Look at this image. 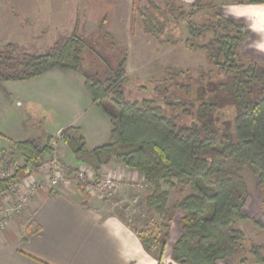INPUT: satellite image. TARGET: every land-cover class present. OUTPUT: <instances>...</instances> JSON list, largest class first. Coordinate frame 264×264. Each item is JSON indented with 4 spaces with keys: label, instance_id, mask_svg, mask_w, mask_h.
<instances>
[{
    "label": "trees",
    "instance_id": "obj_1",
    "mask_svg": "<svg viewBox=\"0 0 264 264\" xmlns=\"http://www.w3.org/2000/svg\"><path fill=\"white\" fill-rule=\"evenodd\" d=\"M223 4L217 8L212 3L207 5L212 11L209 23L187 24L190 35L185 44L204 52L223 80L229 78L231 83L201 82L195 102L174 98L170 86L191 96V85H167L182 74L169 69V80L154 88L159 102L148 97L126 100L127 57L120 61L115 74L105 79L83 73L86 90L110 120V142L89 151L80 128L69 127L57 138H49L44 147L34 141L14 143L10 150L1 151L2 159L10 151L9 156L22 159L23 165L17 166L14 177L0 182V189L21 170L30 172L44 155L53 152L54 141L60 139L80 168L94 169L97 180L103 168L111 164L123 165L144 177V215L132 221L119 216L135 229L149 252L160 251L159 264L177 211L184 216L179 220L183 235L171 254L175 264H249L250 258L255 264H264V245L247 248L246 234L237 226L240 221H252L264 231V223L246 211L250 193L242 176L249 170L264 191V66L255 59L244 60L242 47L251 33L245 23L222 15ZM233 4L264 5V0H235ZM199 39L207 41L198 43ZM86 49L85 39L76 33L45 54H16L14 46L7 44L0 48V82L29 81L55 69L80 73ZM217 92L233 99V127L219 121ZM106 101L113 103V110L104 105ZM183 107L190 122L181 124V117L171 116L167 110ZM3 137L0 134V139ZM7 164L13 166L14 162ZM78 189L85 194L82 185ZM170 191L189 194L170 208Z\"/></svg>",
    "mask_w": 264,
    "mask_h": 264
},
{
    "label": "rangeland",
    "instance_id": "obj_2",
    "mask_svg": "<svg viewBox=\"0 0 264 264\" xmlns=\"http://www.w3.org/2000/svg\"><path fill=\"white\" fill-rule=\"evenodd\" d=\"M223 2L233 4L235 0H198L196 8H192V3L187 0H0V48L12 44L16 54H45L63 44L73 33L87 43L80 74L55 69L29 81L0 82V134L4 136L1 138L2 142L12 146L18 142L34 141L44 147L48 145L49 138H57L71 125L88 130L89 123L93 120L104 121L101 130H106L107 136L105 141L86 144V149L90 151L93 145L110 142V120L102 106L96 103L92 105L83 73L105 79L115 74L120 61L125 57L128 59L125 68L129 76L123 85L126 100L148 97L158 101L159 98L154 93L155 85L160 86L164 79L169 80V69L179 70L182 74L176 80L168 81L167 85H175L177 82L191 85V96H187L186 90L170 86L174 98L195 102L201 82L203 85H207V80L231 83L229 78L227 81L223 80V75L209 63L204 52L185 44L190 35L187 24L209 23L212 11L207 5L212 3L217 8ZM102 19L104 23L101 24ZM210 37L209 34L207 40ZM207 40L199 39L197 42L204 43ZM243 55L246 62L255 59L264 66V62L259 61L256 55ZM216 96L221 116L219 121L233 127V99L224 92H217ZM104 105L113 110V103L106 101ZM184 109L170 108L167 113L171 116L179 115L180 123L184 124L190 122V117L183 113ZM9 152L4 159L0 154V165L9 167L14 177L17 166L21 167L23 160L14 158V161ZM69 154L73 155L65 147L59 162L65 175L74 181L69 183L70 188H74L72 185H75L77 179L78 184L85 188L89 182L98 183L105 177H113L102 175L97 180L93 168L83 167L79 170L78 167L69 166L65 162ZM52 156L53 154L44 155L37 166L30 168V172L21 170L12 182L17 181L19 186L22 185L20 188L25 190V183L46 180L44 177L50 175L46 169L48 163L53 161ZM12 161L13 166L7 164ZM81 176L84 177L83 180ZM242 176L251 197L246 211L264 223V191L249 170H245ZM134 177L135 180L127 184L115 180L118 187L113 196L101 198L113 203L111 212L130 221L144 215L143 202L147 195L142 176L136 174ZM47 191L56 190L53 188ZM84 193L87 194L85 189ZM15 194L16 192H11L8 199L0 196V213L14 210ZM188 194V191L184 194L170 191V208ZM29 208L30 206L20 216L25 215ZM177 213L179 211L175 215ZM237 226L246 234L245 244L248 247L260 244L264 239V231L252 221H240ZM143 227L142 224L138 228L140 230ZM159 253L156 249L155 254ZM167 255L161 263L175 264L172 257Z\"/></svg>",
    "mask_w": 264,
    "mask_h": 264
},
{
    "label": "crops",
    "instance_id": "obj_3",
    "mask_svg": "<svg viewBox=\"0 0 264 264\" xmlns=\"http://www.w3.org/2000/svg\"><path fill=\"white\" fill-rule=\"evenodd\" d=\"M255 6L264 5L224 3L221 13L226 18L235 19L226 15L227 8H235L249 14L248 18L257 23L264 19V12H259ZM238 21L244 23L243 20ZM256 38L251 33L242 47V53L256 55L259 61L264 62V54L251 47ZM90 100L94 105L91 95ZM103 122L93 120L88 130L77 127L87 144L90 145L91 141H105L107 133L101 130ZM109 128L110 139L111 123ZM59 143L67 147L62 140ZM104 144L93 145L90 150ZM10 148L11 144L4 145L0 139V150ZM65 160L71 167H81L71 154ZM100 174L111 175L127 184L135 180L134 175L140 173L120 164H111L104 167ZM112 209V202L83 194L76 188L68 192H40L31 201L25 215L15 216L8 227L0 232V264H159L157 255L144 247L135 229L127 225L120 214L111 212ZM183 216L181 211L175 215L162 259L166 254L171 258L173 246L183 235L179 227V220ZM256 245H264V239ZM249 264H255L254 259L250 258Z\"/></svg>",
    "mask_w": 264,
    "mask_h": 264
},
{
    "label": "built area",
    "instance_id": "obj_4",
    "mask_svg": "<svg viewBox=\"0 0 264 264\" xmlns=\"http://www.w3.org/2000/svg\"><path fill=\"white\" fill-rule=\"evenodd\" d=\"M59 142L60 139L55 140L53 143V152L51 153L53 154V161H50L47 165L46 172L50 175L47 178L44 177V179L46 180H33L28 184L25 183L27 186L25 190L20 188L22 187V185L19 186L18 183H16L17 181H14L10 185L0 189V196L2 198H5L7 196L10 197L11 192H16V203L13 207L14 210L2 211L0 213V232L4 231L8 227L15 216H20L23 214V212L26 211V209L31 204L32 198L37 196L40 191H45L53 188L58 192H68L69 190H71L68 185L72 181V179L65 175V171L63 170L64 168L60 166L59 157L61 158L63 156L62 153L65 147L62 146ZM8 168L4 166L1 167L0 165V182L13 177L10 172L11 169L9 170ZM79 170H82V168H80ZM81 178V180H83L84 177L81 176ZM88 180H90V177H88ZM115 180L118 179L113 177H105L98 183H96L95 181L94 183L89 182L88 186H86L84 189L86 190V193L92 197H112L116 187H118V182H116ZM78 181L79 179L75 180V185H72L76 189H78L79 187ZM8 197L6 199H8Z\"/></svg>",
    "mask_w": 264,
    "mask_h": 264
},
{
    "label": "clouds",
    "instance_id": "obj_5",
    "mask_svg": "<svg viewBox=\"0 0 264 264\" xmlns=\"http://www.w3.org/2000/svg\"><path fill=\"white\" fill-rule=\"evenodd\" d=\"M255 7L259 12H264V6ZM226 15L234 17L237 20L244 21L247 30L250 33H254L257 37L252 43L251 47L254 48L257 52L264 54V19H262L260 22L254 23L248 18L249 14L238 11L237 9L231 7L227 8Z\"/></svg>",
    "mask_w": 264,
    "mask_h": 264
},
{
    "label": "water",
    "instance_id": "obj_6",
    "mask_svg": "<svg viewBox=\"0 0 264 264\" xmlns=\"http://www.w3.org/2000/svg\"><path fill=\"white\" fill-rule=\"evenodd\" d=\"M60 135V134H59Z\"/></svg>",
    "mask_w": 264,
    "mask_h": 264
}]
</instances>
